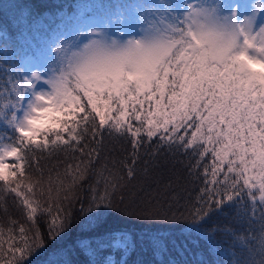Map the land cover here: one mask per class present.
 Masks as SVG:
<instances>
[{"label": "snow or ice", "instance_id": "6c2138e0", "mask_svg": "<svg viewBox=\"0 0 264 264\" xmlns=\"http://www.w3.org/2000/svg\"><path fill=\"white\" fill-rule=\"evenodd\" d=\"M162 4L163 11L130 5L106 21L81 17L43 59L10 58L11 42L0 44V264H32L66 236L75 189L89 175L97 179L81 203V227L103 223L145 155L152 170L163 156L184 157L175 160L183 178L202 187L186 216L157 211L138 219H185L182 235L212 245L218 230L204 226L231 211L241 225H258V235L224 230L246 253L232 264H264V0ZM110 139L130 149L119 161L123 175L97 167ZM179 179L145 196L178 204ZM148 240L157 255L184 246L180 236ZM75 244L89 253L93 244L135 246L126 231ZM70 252L54 250L59 264H72Z\"/></svg>", "mask_w": 264, "mask_h": 264}, {"label": "trees", "instance_id": "16d2710c", "mask_svg": "<svg viewBox=\"0 0 264 264\" xmlns=\"http://www.w3.org/2000/svg\"><path fill=\"white\" fill-rule=\"evenodd\" d=\"M136 4H153L163 11L162 0H0V44L11 42L14 52L6 54L10 58L43 59L49 44L57 36L64 38L62 33L73 31L81 17L111 20L120 10ZM111 27L115 31V24ZM3 55L4 53L0 51V58H3ZM0 76H3L2 72ZM105 143L106 159L100 161L97 167L107 164L109 169L119 170L123 175L124 170L119 161L125 158L130 149H126L121 140L110 139ZM63 159L64 156L61 154L58 158H53L51 163L56 164L58 160ZM176 159L184 157L163 156L160 166L152 170L150 165L145 164V161L149 160L145 155L137 165V175L133 183L114 194V207L103 223L86 229L81 227L83 217L79 215V209L81 203L90 198L92 194L90 185L95 186L97 179L89 175L75 189L74 194L78 199L69 207L73 217L70 232L62 240L50 242L47 252L33 257L32 264H59V257L55 255L54 250L60 248L71 249L68 258L72 264H232L236 258L246 260V253L233 246V238L225 234L224 230L235 231L239 236L258 235V225L252 228L246 224L241 225L231 211L213 216L204 226L208 230L213 228L218 230L215 233V243L212 245L199 239L195 234L182 235V229L188 223L185 219L144 221L137 218L142 213L151 214L157 211L162 215L169 213L179 217L184 213L186 216L188 210L195 204L202 184L198 180L186 181L181 166L175 163ZM146 166L150 168L147 177L144 173ZM177 177L180 178L178 190L181 193L178 204L171 201L159 203L145 196L146 191L155 196L162 190L163 184L169 179L175 181ZM12 215L18 220L21 219L19 213L14 210ZM39 227L47 238V223L41 220ZM118 231H126L132 236L135 246L128 252L110 246L97 247L93 244V251L89 253L75 244L77 239L86 236H103L105 233ZM157 234L166 241L173 236H180L184 246L173 248L169 244L166 251L157 255L148 240L149 236Z\"/></svg>", "mask_w": 264, "mask_h": 264}]
</instances>
